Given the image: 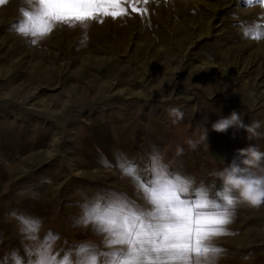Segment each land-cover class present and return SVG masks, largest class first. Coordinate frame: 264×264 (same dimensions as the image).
<instances>
[{
    "label": "rangeland",
    "instance_id": "1",
    "mask_svg": "<svg viewBox=\"0 0 264 264\" xmlns=\"http://www.w3.org/2000/svg\"><path fill=\"white\" fill-rule=\"evenodd\" d=\"M132 3L146 11L132 12ZM245 3L123 0V17L86 29L57 26L36 43L12 28L20 9L30 8L25 0L0 5V261L13 264L16 250L26 262L25 246L49 231L58 237L52 251L71 252L73 261L83 243L107 251L103 234L78 223L82 206L115 193L150 207L119 167L133 161L147 184V150L166 143L195 150L203 176L212 170L213 149L231 151V158L249 143L264 151V2ZM233 111L245 124H259L251 141L244 129L212 130ZM45 186L50 200L45 216L35 217L33 241L7 205L17 194L33 202ZM227 228L232 235L214 241L226 250L217 264H264V205L237 203Z\"/></svg>",
    "mask_w": 264,
    "mask_h": 264
},
{
    "label": "snow or ice",
    "instance_id": "2",
    "mask_svg": "<svg viewBox=\"0 0 264 264\" xmlns=\"http://www.w3.org/2000/svg\"><path fill=\"white\" fill-rule=\"evenodd\" d=\"M6 2L0 0V5ZM25 2L30 8L20 9L22 19L12 28L20 35L33 37L31 43H36V38L46 37L57 26L79 25L86 29L91 21L102 23L105 17L115 19L127 14L123 0ZM148 2L143 0L144 4ZM251 3L253 0H246L245 4ZM131 11L146 9L132 3ZM245 35H249L248 30ZM151 161L153 178L147 184L140 181L133 161L119 163L122 172L136 181L150 207H140L115 193L82 206L83 214L78 223L91 224L95 232L103 234L107 251L83 243L75 246V261L71 252L58 258L51 249L58 237L49 231L42 242L25 246L26 262L16 250L10 252L13 264H217L226 250L214 241L232 235L227 226L232 222L236 196L224 187L212 198L204 185L194 188L190 177L169 173L157 154H153ZM102 162L109 166L106 159ZM13 215L27 239H39L38 219L15 212ZM0 264H8L7 259Z\"/></svg>",
    "mask_w": 264,
    "mask_h": 264
},
{
    "label": "clouds",
    "instance_id": "3",
    "mask_svg": "<svg viewBox=\"0 0 264 264\" xmlns=\"http://www.w3.org/2000/svg\"><path fill=\"white\" fill-rule=\"evenodd\" d=\"M170 115H174L177 121L183 116L179 109H172ZM211 127L212 130L221 133L227 132L229 128L244 129L247 139L251 141L257 136L256 129L259 128V124H245L240 114L233 111L227 117L215 121ZM202 139H207L206 129ZM188 144L195 149L196 144L193 141L189 140ZM182 151L181 149L180 152ZM262 166L264 151L257 145L249 143L246 147L236 149L231 161L224 163V166L213 175L221 180L224 187L237 194L238 204L259 208L264 205V171L257 172L256 169Z\"/></svg>",
    "mask_w": 264,
    "mask_h": 264
},
{
    "label": "crops",
    "instance_id": "4",
    "mask_svg": "<svg viewBox=\"0 0 264 264\" xmlns=\"http://www.w3.org/2000/svg\"><path fill=\"white\" fill-rule=\"evenodd\" d=\"M166 144L167 145H164V147L161 146L156 148L155 151L147 150L146 156L149 158L148 159L149 164L152 165L151 157L153 156V154H157L159 161L167 166L169 173H177L185 177H190L193 182L194 188L199 187L200 185H204L205 187L208 185L210 186L212 185V187H214V188L211 187L212 189H210L211 190L210 195L212 198H215V194L217 192L223 190L224 186L221 180L216 178L213 175V173L220 170L224 166V163L231 161L232 158L229 155L230 153L233 152L227 150L221 151L219 149H213V151H211V155L214 159L210 158L212 164L211 167L212 170L207 173L208 175L207 174L205 175L204 173L203 176V173L201 171L203 169V164L199 160L198 154L196 153L195 150L189 151L173 143L170 145H168V143ZM181 149L183 150L182 153L180 152ZM114 159H116V155L114 156ZM151 165L149 166V168H151L152 170ZM4 193H5L4 188L1 185L0 194L3 195ZM50 194H51V190L48 189L46 186L43 188L42 191H36L35 193H33V195L35 196L33 202H30L32 201L31 198L27 197L29 195H25L26 198H24V195L22 196L20 194L21 195L20 196L19 194H17L18 195L17 198L12 197L11 202L7 205L8 212L10 216L14 219V221H18L16 216L13 215L14 212L18 214L31 216L34 218L36 216H45L44 207L45 204H47V201L50 200ZM232 194L234 196L237 195L235 192L234 193L232 192ZM52 253L57 255L58 258H62L64 256L61 253H59L58 255V252L52 251Z\"/></svg>",
    "mask_w": 264,
    "mask_h": 264
}]
</instances>
